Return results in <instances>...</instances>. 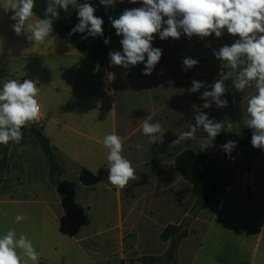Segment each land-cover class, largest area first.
Returning a JSON list of instances; mask_svg holds the SVG:
<instances>
[{"label":"crops","instance_id":"1","mask_svg":"<svg viewBox=\"0 0 264 264\" xmlns=\"http://www.w3.org/2000/svg\"><path fill=\"white\" fill-rule=\"evenodd\" d=\"M12 2L0 0V81L5 76L38 81L43 117L38 129L49 139L65 172L57 185L51 183L50 163L28 132L23 130L19 144L10 142L0 184V235L9 229H15L17 236L25 234L40 254L38 264H173L168 254L172 241L162 242L161 234L169 225L189 220L187 237L177 242L175 264H264V152H253L252 147L249 155L239 154L216 168L213 175L220 189L205 210H196L192 186L174 165L185 150L226 155L216 143L226 137L215 138L206 149L200 148V139L173 143L195 124L197 112L232 125L247 118L242 115L255 89L237 92L231 78L225 81L227 93L222 97L227 106L218 108L212 102L203 108L202 93L211 90L225 68L220 63L210 68L215 60L206 56L218 48L220 37L161 40L153 34L152 46L160 48L162 56L146 76L143 63L125 69L113 65L109 57L111 51H122L123 38L116 35L110 17L119 18L124 10L141 7L140 2L118 0L105 6L100 0H77L96 9L103 35L72 33L79 21L77 10L70 6L67 12L58 9L53 33L42 45L14 32V12L4 9ZM47 3L35 0L34 15L26 23L45 18ZM225 36L229 37L227 31ZM186 57L198 64L184 68ZM97 63L99 71L94 72ZM193 80L204 84L197 93L188 92ZM240 106L245 110L234 118L222 115ZM145 119L160 122L161 141L151 144L142 134ZM110 133L124 137L123 155L135 168L137 180L123 189L107 179L108 149L103 140ZM196 135L207 138L202 128ZM84 169L99 183L85 186L80 180ZM25 212L27 218L17 223L16 215ZM148 232L155 238L152 244Z\"/></svg>","mask_w":264,"mask_h":264},{"label":"clouds","instance_id":"2","mask_svg":"<svg viewBox=\"0 0 264 264\" xmlns=\"http://www.w3.org/2000/svg\"><path fill=\"white\" fill-rule=\"evenodd\" d=\"M118 0H100L105 6H114ZM122 2V0H119ZM140 2L141 7L126 9L119 18L110 21L117 36H122L120 44L122 51L109 52L113 65L128 69L130 66L144 64L143 74L151 75L161 59L162 50L152 46L158 34L161 40L168 38L180 39L186 35L206 38L227 33L239 36L234 43L224 45L214 52L217 59L228 69L220 74V78L211 84V90H205L200 99L205 101L203 108H210L214 102L218 108L226 107L227 93L225 81L232 79L237 92H245L254 88L255 93L247 100L245 124L252 130L251 144L254 148L264 150V0H130ZM78 12V23L71 29L72 33H87V36L103 35V20L94 15L96 9L90 3H78L77 0H48L45 18L38 19L34 24L26 22L34 15L35 0H13L9 8L14 14L11 19L17 35L22 33L34 44H44L53 33L54 21L59 19L58 9L64 12L69 7ZM86 38V37H85ZM109 39L104 43L107 45ZM198 64L196 59L186 57L183 67L190 69ZM99 71L97 63L94 72ZM204 84L193 80L189 93H197ZM41 89L38 81L16 79L3 81L0 87V145L10 142L19 144L23 137V129L40 117V104L37 96ZM225 125L209 119L207 113L197 112L195 124L188 125V130L180 133L174 144L183 140L200 139V148L206 149L221 133ZM233 125L229 122L227 129ZM207 133V138H198V129ZM142 134L148 137L151 144L163 139L164 130L160 122H149L145 119ZM103 145L108 149V182L120 189L125 188L130 181L137 180L135 168L124 155V137L115 133L104 137ZM137 148L140 145H136ZM236 147L235 141L221 145L223 151L230 156ZM27 213L16 215L17 223L27 218ZM39 253L25 234L17 236L15 229H9L0 235V264H38Z\"/></svg>","mask_w":264,"mask_h":264},{"label":"trees","instance_id":"3","mask_svg":"<svg viewBox=\"0 0 264 264\" xmlns=\"http://www.w3.org/2000/svg\"><path fill=\"white\" fill-rule=\"evenodd\" d=\"M23 130L36 137L40 143L42 152L50 163V181L53 185H57L60 176L65 172V170L58 165L52 152L49 139L45 137L41 130L33 124H30V127L24 128ZM220 137L229 138L230 135L221 132L216 138ZM251 137L252 130L245 136V138L234 140L236 142V147L233 150L235 154L237 153L236 155L250 154L253 147L251 144ZM9 146L10 143L8 145H0V184L2 183L4 170L7 166ZM230 160L231 157L228 158L227 156L217 157L208 154H198L193 150H185L176 156L174 162L175 169L192 186V192L197 197L196 210L208 209L212 205L220 189V184L213 175L215 171L214 162L217 161V168H219L226 165ZM80 180L85 186H91L99 183L98 178L86 169L81 172ZM188 224L189 220L185 221L180 226L169 225L161 234L160 239L162 242H167L169 240L172 241L168 254L172 256L173 264L176 262L177 242L187 237Z\"/></svg>","mask_w":264,"mask_h":264},{"label":"rangeland","instance_id":"4","mask_svg":"<svg viewBox=\"0 0 264 264\" xmlns=\"http://www.w3.org/2000/svg\"><path fill=\"white\" fill-rule=\"evenodd\" d=\"M225 32H226V29L223 31V34H222V36L219 38V42H218V48L217 49H212V51H210L209 52V55H206V56H210L211 58H213L214 60H215V63H209V67L210 68H214L215 66H217L219 63L221 64V65H224V63L221 61V60H219V59H217L216 58V56L214 55V52L215 51H218L219 50V48H221L222 46H224V45H231L232 43H234L235 42V40L236 39H238V37L237 36H233V35H231V34H229V37H227V36H225ZM226 71H228V69L225 67L224 68V72H226ZM5 80H7V78H6V76H5V78L3 77V81H5ZM2 81H0V84H1V86H2ZM0 86V87H1ZM243 109L245 110V107H243V106H240V107H238L237 108V110H235V111H231V112H229V113H226V112H224V113H222V115L224 116V115H226L227 117H229V118H234L235 116H237V115H239V113H241L242 111H243ZM245 115H247V113H245V112H243V115L242 116H245ZM219 122H223L224 123V125H225V127H224V131H226V132H230L229 134H232V135H234V136H236L237 138H240V137H244L245 135H246V133L249 131V128L246 126V124H245V121L243 120V122L241 123V124H239V125H233V127H232V129L231 130H228L227 129V122H225V119H220V121ZM228 134V135H229ZM224 139H226V140H224V141H222L221 143H219V141H217L216 140V143L217 144H221V145H224L226 142H228V141H230V140H234V139H232V137L230 136L229 138H224ZM214 142V140L212 141V143ZM255 150H257V152H264V150H261V149H255V148H253V152L255 151ZM251 153H252V149H251ZM237 154V153H236ZM235 154V152H234V150L231 152V154H230V156L228 155V154H226V155H224V156H227L228 158H230L231 157V160H233L237 155ZM249 155V154H248ZM233 156V157H232ZM222 157V156H221ZM217 166H218V164H217V161H215L214 162V168L216 169L217 168ZM227 172V171H226ZM226 172H224L223 174V177H225V173ZM224 179V178H223ZM146 237H149V239H152L151 241H150V244H152V242L155 240V238H154V236H152L151 237V234L148 232V234H146ZM131 240H132V237L129 239V241L131 242ZM151 247V246H150ZM143 248V247H142ZM144 249H145V247H144ZM153 249H155V247L153 246Z\"/></svg>","mask_w":264,"mask_h":264},{"label":"built area","instance_id":"5","mask_svg":"<svg viewBox=\"0 0 264 264\" xmlns=\"http://www.w3.org/2000/svg\"><path fill=\"white\" fill-rule=\"evenodd\" d=\"M31 124H33L37 128H41L42 127V125H43V117H42L41 111H40V117H39V119L36 120V121H34V122H32Z\"/></svg>","mask_w":264,"mask_h":264}]
</instances>
